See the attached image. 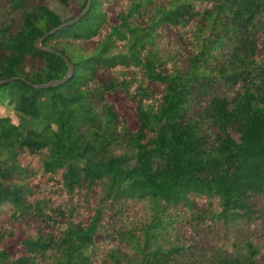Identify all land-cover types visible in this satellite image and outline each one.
<instances>
[{"label": "trees", "instance_id": "obj_1", "mask_svg": "<svg viewBox=\"0 0 264 264\" xmlns=\"http://www.w3.org/2000/svg\"><path fill=\"white\" fill-rule=\"evenodd\" d=\"M6 81L0 264H183L179 231L214 234L255 214L264 0H0ZM112 92L133 105L136 129ZM245 245L243 260L220 264H256Z\"/></svg>", "mask_w": 264, "mask_h": 264}, {"label": "rangeland", "instance_id": "obj_2", "mask_svg": "<svg viewBox=\"0 0 264 264\" xmlns=\"http://www.w3.org/2000/svg\"><path fill=\"white\" fill-rule=\"evenodd\" d=\"M72 5L80 6L83 0H70ZM49 8L58 13L62 18L71 16V12L63 5L50 1ZM236 87L219 89V94L231 98ZM110 99L114 100L120 111L127 116L128 126L131 129L137 128V120L134 107L128 101L127 97L119 92H112ZM123 153L121 149L115 151V154ZM48 214H50L48 212ZM5 219L0 215V222ZM179 235L185 245L191 247V253L184 257L183 264H220L222 261L232 259L243 260L246 252L245 242H252L258 252L256 264H264V195L260 196L256 203V212L251 221H241L232 223L228 228L221 229L214 234L205 231L188 232L181 230ZM18 237L13 241H7L2 247L10 252L15 250Z\"/></svg>", "mask_w": 264, "mask_h": 264}, {"label": "water", "instance_id": "obj_3", "mask_svg": "<svg viewBox=\"0 0 264 264\" xmlns=\"http://www.w3.org/2000/svg\"><path fill=\"white\" fill-rule=\"evenodd\" d=\"M35 47H37V48L40 47V40L35 42ZM4 83H7V81L6 82H1L0 84H4ZM53 84H55V83H53ZM53 84H50V85H53ZM50 85H48V86H50Z\"/></svg>", "mask_w": 264, "mask_h": 264}]
</instances>
